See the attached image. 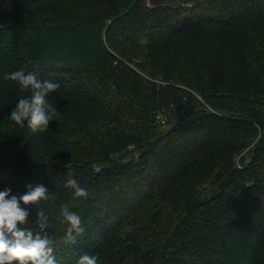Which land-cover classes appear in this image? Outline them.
I'll return each instance as SVG.
<instances>
[{
	"label": "trees",
	"instance_id": "1",
	"mask_svg": "<svg viewBox=\"0 0 264 264\" xmlns=\"http://www.w3.org/2000/svg\"><path fill=\"white\" fill-rule=\"evenodd\" d=\"M18 70L59 85L44 132ZM28 185L57 264H264V0H0V191Z\"/></svg>",
	"mask_w": 264,
	"mask_h": 264
},
{
	"label": "clouds",
	"instance_id": "2",
	"mask_svg": "<svg viewBox=\"0 0 264 264\" xmlns=\"http://www.w3.org/2000/svg\"><path fill=\"white\" fill-rule=\"evenodd\" d=\"M5 80L18 82L21 90H31V96L21 98L16 108L11 112L10 119L15 124L27 127L32 133L44 132L49 121L58 113L55 107L48 103V96L56 92L57 83L40 80L33 72L24 70L14 71L4 77ZM66 185L74 190L77 198L89 195L76 179L69 178ZM25 194L17 198L11 195V189L0 191V264H57L52 240L48 235L49 218L39 207L41 200L49 198L48 191L43 185H28ZM24 205L38 206L36 229L20 228L26 224L29 213L21 208ZM64 219L68 222L67 237L73 239V233L84 231L80 217L71 212L67 205L62 208ZM77 264H97V257L84 254L79 257Z\"/></svg>",
	"mask_w": 264,
	"mask_h": 264
},
{
	"label": "built area",
	"instance_id": "3",
	"mask_svg": "<svg viewBox=\"0 0 264 264\" xmlns=\"http://www.w3.org/2000/svg\"><path fill=\"white\" fill-rule=\"evenodd\" d=\"M157 119H158V121L160 122L161 125H164L166 123V119H165L164 115L158 114L157 115Z\"/></svg>",
	"mask_w": 264,
	"mask_h": 264
},
{
	"label": "rangeland",
	"instance_id": "4",
	"mask_svg": "<svg viewBox=\"0 0 264 264\" xmlns=\"http://www.w3.org/2000/svg\"><path fill=\"white\" fill-rule=\"evenodd\" d=\"M238 159H240V158H238Z\"/></svg>",
	"mask_w": 264,
	"mask_h": 264
}]
</instances>
